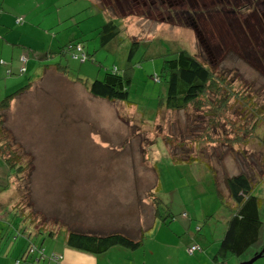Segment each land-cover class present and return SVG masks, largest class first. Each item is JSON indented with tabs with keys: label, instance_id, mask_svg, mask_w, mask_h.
Returning a JSON list of instances; mask_svg holds the SVG:
<instances>
[{
	"label": "rangeland",
	"instance_id": "374dc122",
	"mask_svg": "<svg viewBox=\"0 0 264 264\" xmlns=\"http://www.w3.org/2000/svg\"><path fill=\"white\" fill-rule=\"evenodd\" d=\"M261 2L7 0L14 11L37 16L26 38L34 46L43 42L45 52L52 42V57L41 61L65 66V79L90 82L112 66L120 73L129 69L130 78L126 105L93 97L81 84L56 78L53 70L37 73L41 80L12 101L3 118L0 139L5 141L0 142L22 167L16 172V165L7 166L0 155V216L5 218L0 223L8 225L14 205L32 220L31 233L38 227L61 231L57 238L70 230L118 231L135 240L142 232L136 249L112 246L97 254L107 253L112 264H150L151 250L170 252L171 259L160 258L170 264H211L233 206L224 179L244 172L260 200L258 240L239 256L219 259L239 264L252 257L264 246V150L259 143L264 51L257 52L254 41L264 37L255 23ZM109 18L119 29L102 43L101 28ZM72 39L82 41L90 54L86 61L74 60L70 51L56 53ZM181 49L246 96L230 99L229 112L216 118L219 124H210L207 108L165 111L159 106L165 86L150 74ZM252 123L256 137L257 132H249ZM154 174L159 178L155 207L149 196ZM32 237L44 248L55 240ZM195 244L201 249L186 254ZM251 264H264V254Z\"/></svg>",
	"mask_w": 264,
	"mask_h": 264
},
{
	"label": "trees",
	"instance_id": "16d2710c",
	"mask_svg": "<svg viewBox=\"0 0 264 264\" xmlns=\"http://www.w3.org/2000/svg\"><path fill=\"white\" fill-rule=\"evenodd\" d=\"M117 29L119 28L113 23V19L109 18L101 28L100 41L103 43L109 40V38L114 37L117 33ZM78 47L79 50L77 49ZM83 48L84 45L81 40L73 41L72 39L70 42L66 43V45L59 47L56 53L60 55L66 51H70L71 57L74 60L79 59L80 62H84L88 59L90 54L87 50L84 51ZM53 67L63 74L67 71V68L59 63L54 64ZM129 78V69H123L120 73L116 66H112V68L103 72L100 78L96 77L90 82L83 81L80 78L76 79L77 82L75 83L81 84V86L85 88L83 89L84 92L86 90L93 97L104 98L111 101H122L128 105L127 85L129 84ZM150 78H152L154 82L162 80L164 83L165 94L158 102L159 106L164 107L163 110L186 111L189 107L193 109L207 108L206 113L210 114L208 121L210 124L214 125L219 124L216 119L217 117L223 116L229 112L228 104L230 99H246L245 95L242 96L237 90H234L232 84L227 83L222 76L215 74L207 64H204L194 54L182 49L171 53L169 57H164L158 73L150 74ZM28 84L29 83H26L15 91L5 95L0 100V109L6 108L15 95L19 94L25 88H28ZM3 118L4 115L0 114V132L3 127ZM231 125H233V122H231ZM253 126L254 123L249 126V132L253 130L257 132ZM254 132L252 133L253 135ZM260 135L259 143L264 150V119L263 129ZM256 136H258V132L254 135V137ZM208 138V134H203V140L207 139L209 141ZM203 140L199 139L201 142H203ZM233 140L238 141V138L235 137ZM0 141L4 142L5 140L0 139ZM1 142L0 155L4 156L6 165H16L15 171L20 172L22 165L17 163L15 153L5 145L6 143L2 144ZM5 151L6 154H4ZM189 158L190 157L187 159ZM154 175L156 180L154 189L149 191L153 207L157 205L158 200L154 190H158L159 188V178L156 174ZM224 183L228 194L227 197L233 203V206L231 208V215L226 221L224 231L219 240L218 249L215 254V258H217L215 259V264L218 262L222 263V261L218 260L219 257L239 256L251 245H254L258 240V232L262 223L259 215L260 200L257 196L252 194V184L246 173L239 172L226 177ZM219 192L220 190L217 191V194L221 196V192ZM12 206L14 208V213L11 221L14 223L13 225L17 232L14 236H25L27 239L20 259H27L29 264H58L60 255L55 252L47 253L41 244L42 242L38 244L34 242L32 234H42L50 238H56L61 231L52 232L49 229L44 230L38 227L35 228L34 233H31L29 228L32 220L27 215L22 214L18 206ZM154 211L155 218L157 210L154 208ZM183 216L187 217V213L183 212ZM142 236L143 234L140 232L137 239L134 240L118 231L96 235L70 230L68 232H62L61 238L64 239L63 242L66 247L86 253L98 254L108 250L112 246H120L129 250L136 249L141 244ZM200 249V246L195 244L189 248V252L187 253L193 255L194 252ZM259 251L260 250L254 251L253 255L257 254ZM263 254L264 251L262 252V255ZM17 262L18 260H16V263Z\"/></svg>",
	"mask_w": 264,
	"mask_h": 264
},
{
	"label": "crops",
	"instance_id": "0c3cea01",
	"mask_svg": "<svg viewBox=\"0 0 264 264\" xmlns=\"http://www.w3.org/2000/svg\"><path fill=\"white\" fill-rule=\"evenodd\" d=\"M17 17H22V20L16 22ZM35 17L37 16L31 14L29 11L18 13L8 5L7 0H0V100L5 95L15 91L26 83H29L28 88H25L19 94L15 95L6 108L0 109L1 115H4L7 110L10 112V108L13 106L12 101L16 100V98L21 96L24 92H28L33 88L34 84L41 78L37 73L42 69L43 76H46V72L50 74V71L53 70L56 78H62L69 83L76 82L70 81L67 78L65 79L61 72L55 70L52 65L56 63L48 65L41 61L42 58L46 59L52 57V42L50 43L48 50L45 52L43 42H38L37 46H34L26 38L28 34H32L33 30H35L34 25L32 24ZM46 29H49V26ZM21 68H24V70L21 71ZM7 70L8 73H6ZM36 75L38 76L35 81H27L25 83L26 77H35ZM2 218L4 217L0 216V219ZM6 220L8 225L0 223V264H29L27 259H20L27 243L26 237L19 235L14 236L17 233L13 225L14 223L9 219ZM3 226L5 227L4 229ZM54 239V241L50 240L47 243L45 251L47 253H58L60 255L58 264H112L111 259L113 260V258L110 259L107 256V253L103 257H99L97 254L86 253L66 247L63 242L64 239L62 238L56 237ZM182 247L183 246L180 245L178 249H181ZM183 249L185 248L183 247ZM185 252L188 254V249ZM215 254H212L213 256L211 255V264H215V259H217L215 258ZM149 256L153 260L150 264H168L171 261L166 262L160 258H172V254L166 250L158 251V253L151 250ZM200 256L201 255H199L198 258H200ZM16 260H18L17 263ZM218 260L220 259L218 258ZM145 263L146 262H144V264ZM217 264L223 263L218 262Z\"/></svg>",
	"mask_w": 264,
	"mask_h": 264
},
{
	"label": "flooded vegetation",
	"instance_id": "af4514ba",
	"mask_svg": "<svg viewBox=\"0 0 264 264\" xmlns=\"http://www.w3.org/2000/svg\"><path fill=\"white\" fill-rule=\"evenodd\" d=\"M261 4H262V6H261V9L259 10V12H258V14H257V16H256V18H255V23L258 25V28H261L262 30V33L264 34V0H262V2H261ZM255 41V43H256V45H257V49H256V51L257 52H259V50L261 51V52H263L264 51V49H263V44L262 43H264L263 41H264V37H263V41H262V39H260L259 38V40L257 41V38L254 40ZM258 42H261L260 44H259V46H258ZM255 61V60H254ZM259 59H256V63H259Z\"/></svg>",
	"mask_w": 264,
	"mask_h": 264
},
{
	"label": "water",
	"instance_id": "95a60500",
	"mask_svg": "<svg viewBox=\"0 0 264 264\" xmlns=\"http://www.w3.org/2000/svg\"><path fill=\"white\" fill-rule=\"evenodd\" d=\"M264 251V246L260 249V251L257 254H254L252 257H250L247 261L241 262L239 264H251L255 259L260 257L262 255V252Z\"/></svg>",
	"mask_w": 264,
	"mask_h": 264
},
{
	"label": "built area",
	"instance_id": "2783aa9c",
	"mask_svg": "<svg viewBox=\"0 0 264 264\" xmlns=\"http://www.w3.org/2000/svg\"><path fill=\"white\" fill-rule=\"evenodd\" d=\"M20 20H21V17L16 18V22H19ZM77 49L79 50V47ZM20 70L23 71L24 68H21ZM6 73H8V70L6 71Z\"/></svg>",
	"mask_w": 264,
	"mask_h": 264
},
{
	"label": "clouds",
	"instance_id": "9594fccd",
	"mask_svg": "<svg viewBox=\"0 0 264 264\" xmlns=\"http://www.w3.org/2000/svg\"><path fill=\"white\" fill-rule=\"evenodd\" d=\"M188 251H189V249H188Z\"/></svg>",
	"mask_w": 264,
	"mask_h": 264
}]
</instances>
